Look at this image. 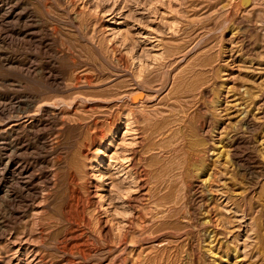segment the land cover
<instances>
[{"label":"rangeland","instance_id":"1","mask_svg":"<svg viewBox=\"0 0 264 264\" xmlns=\"http://www.w3.org/2000/svg\"><path fill=\"white\" fill-rule=\"evenodd\" d=\"M0 264H264V0H0Z\"/></svg>","mask_w":264,"mask_h":264},{"label":"bare ground","instance_id":"2","mask_svg":"<svg viewBox=\"0 0 264 264\" xmlns=\"http://www.w3.org/2000/svg\"><path fill=\"white\" fill-rule=\"evenodd\" d=\"M143 90L145 91V89H143ZM142 96H143V95H142ZM142 96H141V97H142ZM192 142H193V141H192ZM194 174H195V173H194Z\"/></svg>","mask_w":264,"mask_h":264}]
</instances>
